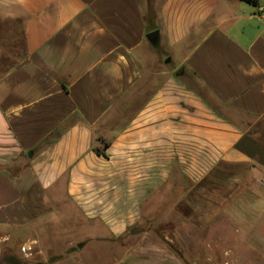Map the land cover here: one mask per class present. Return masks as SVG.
I'll return each instance as SVG.
<instances>
[{"label":"crops","instance_id":"1","mask_svg":"<svg viewBox=\"0 0 264 264\" xmlns=\"http://www.w3.org/2000/svg\"><path fill=\"white\" fill-rule=\"evenodd\" d=\"M259 2L162 0L149 20L142 0H0V226L101 228L116 264H186L108 240L159 213L264 229Z\"/></svg>","mask_w":264,"mask_h":264},{"label":"rangeland","instance_id":"2","mask_svg":"<svg viewBox=\"0 0 264 264\" xmlns=\"http://www.w3.org/2000/svg\"><path fill=\"white\" fill-rule=\"evenodd\" d=\"M142 1L151 20L162 0ZM15 48L4 55L5 64L12 61L11 55L20 57ZM164 51L165 48H161L158 52L163 61L171 59L176 66L177 59L171 56L163 58ZM251 225L257 223L223 218L200 230L183 221L176 213H159L154 220L130 230L126 236L108 240L161 241L186 264H264V244L261 241L264 229ZM35 227L34 237L26 238L20 228L0 226V264H116L118 244L90 239L104 233V229L85 225L67 228L52 221L36 223ZM27 240L33 243L27 245ZM80 246L82 249L79 250Z\"/></svg>","mask_w":264,"mask_h":264},{"label":"water","instance_id":"3","mask_svg":"<svg viewBox=\"0 0 264 264\" xmlns=\"http://www.w3.org/2000/svg\"><path fill=\"white\" fill-rule=\"evenodd\" d=\"M147 38H148L149 42H150L152 45L156 46V45H158L159 42H160V33H159V31H153V32H151V33L148 34ZM167 62H170V60H167ZM183 73H184V70L181 69V70L177 73V76H181ZM81 247H82V246H80V248H81Z\"/></svg>","mask_w":264,"mask_h":264},{"label":"trees","instance_id":"4","mask_svg":"<svg viewBox=\"0 0 264 264\" xmlns=\"http://www.w3.org/2000/svg\"><path fill=\"white\" fill-rule=\"evenodd\" d=\"M239 1H242L244 3H247V4L252 5L254 7H258L259 4H260L259 0H239ZM96 152L98 154H101V152L99 150H96Z\"/></svg>","mask_w":264,"mask_h":264},{"label":"built area","instance_id":"5","mask_svg":"<svg viewBox=\"0 0 264 264\" xmlns=\"http://www.w3.org/2000/svg\"><path fill=\"white\" fill-rule=\"evenodd\" d=\"M25 250H26V248H25ZM30 250V249H29Z\"/></svg>","mask_w":264,"mask_h":264}]
</instances>
